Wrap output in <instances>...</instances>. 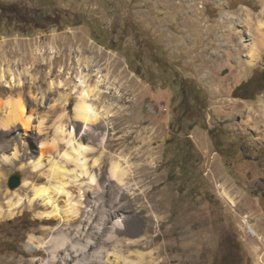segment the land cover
Here are the masks:
<instances>
[{"label": "rangeland", "instance_id": "374dc122", "mask_svg": "<svg viewBox=\"0 0 264 264\" xmlns=\"http://www.w3.org/2000/svg\"><path fill=\"white\" fill-rule=\"evenodd\" d=\"M244 12L254 23L263 15L264 0H0V67L8 63L19 71L36 48L46 57L31 69L36 81L24 75L20 89L31 126L25 132L20 124L0 127V264H62V250L52 261L48 246L32 247L29 237L54 243L64 233L75 241L80 227L84 237L91 236L104 215L102 203L110 202L121 208L125 225L106 242L115 217L98 224L94 244L107 247L108 260L89 264H113L112 248L132 264H264V222L256 198L244 190L245 173L255 164L243 155L264 149V87L257 88L264 45L248 64L242 42L256 38L244 24ZM41 13L48 19L36 17ZM49 46L58 54L50 61ZM76 55L93 57L120 96L114 89L107 95L116 113L108 124L95 125L106 133L103 147L90 132L79 134L94 145L88 161L99 156L93 171L100 188L94 198L91 190L83 193V203L89 199L94 205L90 220L69 213L66 222L64 215L40 216L54 204L20 188L24 180L34 186L55 183L47 160H61L59 151L66 148L64 140L51 143L55 123L64 116L66 127L79 123L72 118L73 99L63 110L54 101L62 88L50 91L48 81L59 65L71 68ZM245 82L246 88L233 92ZM4 84L2 122L7 96L18 91ZM240 93L248 94L236 96ZM41 142L52 150L34 167ZM228 146L234 148L230 157ZM116 154H124L131 166L126 185L108 179ZM65 165L74 168L72 162ZM12 174L20 177L15 188L8 185ZM50 194L62 215L65 195ZM245 222L261 238L246 232Z\"/></svg>", "mask_w": 264, "mask_h": 264}, {"label": "bare ground", "instance_id": "6f19581e", "mask_svg": "<svg viewBox=\"0 0 264 264\" xmlns=\"http://www.w3.org/2000/svg\"><path fill=\"white\" fill-rule=\"evenodd\" d=\"M243 21L245 22L244 24L246 25V27L250 31L254 32L256 38L255 42H248L247 38L243 42L241 41L244 48L248 49V53L245 54L247 63L253 64L258 59V54L264 45V12L263 15L258 14L256 16L254 23L251 20L250 13L244 12ZM49 49L51 52L49 51L47 54L49 55L48 61L53 59V57L55 56L57 57L58 55H55L56 49L53 46H49ZM31 58L32 61L29 64L26 63V65L22 66V69H20L19 71L15 67L13 68L12 66H10V64L8 63L7 66L0 67V82H4V85L10 90H18L14 95H11L9 93L7 99L4 102V104L8 108V112L6 113L5 117L6 120L4 122L0 121V127L4 129L8 128L12 130L14 127H17L18 124H20L25 132L31 126L32 114L27 113L25 100L21 94L20 89L25 83V80L23 78L24 75L29 77L28 82L34 83V81H36L35 76L31 74V69L35 66V63L40 60V58H42L43 61L46 57H44L43 55L42 48H36L35 54H33ZM74 61H76L75 64L68 69H66L64 65L58 66L55 79H51L48 81V89L50 91H53L57 90L58 88H62V91L58 92V95L54 99V101L55 103L59 104L63 110L68 109L71 99H73L74 102L72 108V118L79 124H77V126L68 125V127H66V123L63 119L65 116L63 118H59L55 123V137H52L53 139L51 143L55 146L56 140H64L66 148L62 152L59 151L61 160H57L56 158L48 155V152L52 150V148L47 147L45 141L41 142L36 162L33 161L32 163L34 167H37L41 162L40 157L45 156L46 158H48L50 156L47 160V163L49 165L48 172L51 178L53 177V179L55 180V183L53 185L49 184L48 186H34L33 183H29L27 180H24L20 188L22 191H26L31 188L34 196L40 197L43 200L47 199V202L51 201L52 205L54 204L49 210L40 211L38 213L40 216H59V218H61L64 215L66 219L64 218L63 220L66 222L69 221V218L67 217L69 213H72L74 216L80 215L81 217H88L87 219L89 221L91 218L90 212L94 210V205H89V199L87 200V203H83V193L87 190H91L93 194L91 197L94 198L98 196L100 188V184L97 180L98 176L97 173H95L96 170L93 171L94 168L99 166V156L93 158L91 162L88 161L87 152L94 149V145L81 141L82 137L80 135L86 132H90L92 139L97 141L95 145L103 147L106 140V133L97 131L95 125L100 122L108 124V122H110V117H112L116 113L113 108V100L112 98L107 97V95L114 89L112 93L116 96H120L118 89L112 83L113 81L111 82V80L109 79L108 73L102 72L101 68L99 67H95L96 65L94 64L95 62L93 57L87 56L85 59H82L79 57V55H76ZM72 73H74V78H72ZM30 95L33 98L37 99L36 95L32 93H30ZM40 97L43 98V95L41 94ZM41 125L42 121H40L37 126L39 131L42 130ZM81 130L83 131L80 132ZM95 131H97L96 135L94 134ZM67 162H72L74 168L69 170L65 165V163ZM130 167L131 166L129 160L124 154H116L112 159H110L108 179L115 181L120 185H126L128 183V181H126V178L130 176ZM79 180L80 182H78ZM74 182H76L75 185L77 188L69 185ZM50 192H60L65 195V206L67 208L63 210L62 215L60 208L55 204V200H52V195L50 194ZM17 200L19 201L21 199L18 198ZM84 200H86V197L84 198ZM14 204L15 202H12L10 199L8 205L13 206ZM102 205V212L104 215L101 216L104 218H101V216H99V220L102 221L98 220V224L105 223V220L110 217H115V219L113 218L110 232L109 234H107V238L105 237L106 242H110L116 236L114 232L116 230L122 229L125 223L124 219L122 218L121 212H118L121 210L120 207H114L115 205H113L111 202L108 206H104V203H102ZM98 224L93 225V228H95V232H98L100 229V226ZM245 225L246 227H252L249 223L246 222L244 223V226ZM80 228H75V241L66 238L67 236H65L64 233H60L61 238H56L57 240H55L54 243L42 241L40 238L36 239L34 236H30L28 239L29 244L32 247L48 246L51 254L50 259L52 261H56L57 259V250H62L64 253L61 256L63 260L62 264H89L93 261L94 263L107 262V247H100L98 245V249L97 245L94 244V237L96 236L95 232L94 234H92L90 231L88 233H91V236L85 235L86 237H84L83 235L85 233V229L83 231H80ZM253 235L261 238L259 236L260 234H258V232H256L255 230ZM111 251L114 255V260L112 262L113 264H118V260L120 259L123 260L124 264H132L130 261H127L128 258L126 259L125 256H122L121 253L117 252L113 248ZM151 258H153V255Z\"/></svg>", "mask_w": 264, "mask_h": 264}, {"label": "flooded vegetation", "instance_id": "af4514ba", "mask_svg": "<svg viewBox=\"0 0 264 264\" xmlns=\"http://www.w3.org/2000/svg\"><path fill=\"white\" fill-rule=\"evenodd\" d=\"M48 19V14L41 13L40 15H36L39 17ZM220 137L223 135L221 133H217ZM221 140V139H219ZM242 151L244 147L242 145L239 146ZM234 148L232 146H228L225 151V156L230 157L233 155ZM230 155V156H228ZM245 160L248 162H252L255 164L253 169L247 171L244 183V190L250 193L253 197L256 198V204L258 206L259 212L261 213V218L264 222V149L261 147H254L250 153H244Z\"/></svg>", "mask_w": 264, "mask_h": 264}, {"label": "trees", "instance_id": "16d2710c", "mask_svg": "<svg viewBox=\"0 0 264 264\" xmlns=\"http://www.w3.org/2000/svg\"><path fill=\"white\" fill-rule=\"evenodd\" d=\"M17 10H14V11H12L13 13H15ZM259 80L257 81V88H263L264 87V72L261 74V76H260V78H258ZM249 83V82H248ZM247 82H245V83H241V84H239L234 90H233V92H235V93H237L238 92V90H240L243 86L245 87L246 86V84H248ZM246 88V87H245ZM248 93H246V94H244V95H247ZM244 95L243 94H239V95H237L236 94V96H240V97H244Z\"/></svg>", "mask_w": 264, "mask_h": 264}, {"label": "water", "instance_id": "95a60500", "mask_svg": "<svg viewBox=\"0 0 264 264\" xmlns=\"http://www.w3.org/2000/svg\"><path fill=\"white\" fill-rule=\"evenodd\" d=\"M20 183V177L17 174H12L9 177L8 185L10 188H15Z\"/></svg>", "mask_w": 264, "mask_h": 264}, {"label": "built area", "instance_id": "2783aa9c", "mask_svg": "<svg viewBox=\"0 0 264 264\" xmlns=\"http://www.w3.org/2000/svg\"><path fill=\"white\" fill-rule=\"evenodd\" d=\"M245 229H246V232H248L249 234L253 235L254 229L252 227H250V226L246 227V225H245Z\"/></svg>", "mask_w": 264, "mask_h": 264}]
</instances>
